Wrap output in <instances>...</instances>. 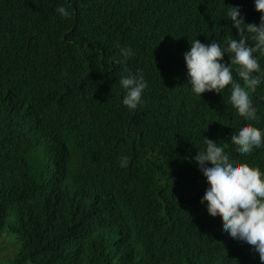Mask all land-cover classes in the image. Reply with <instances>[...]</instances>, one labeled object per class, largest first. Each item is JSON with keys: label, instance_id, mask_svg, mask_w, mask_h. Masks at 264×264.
<instances>
[{"label": "trees", "instance_id": "1", "mask_svg": "<svg viewBox=\"0 0 264 264\" xmlns=\"http://www.w3.org/2000/svg\"><path fill=\"white\" fill-rule=\"evenodd\" d=\"M230 5L257 22L254 0H0V245L19 246L0 264H264L201 204L192 159L206 136L264 169V146L230 142L228 87L194 95L183 56L239 39ZM125 68L148 82L132 110ZM253 102L264 128V84Z\"/></svg>", "mask_w": 264, "mask_h": 264}, {"label": "clouds", "instance_id": "2", "mask_svg": "<svg viewBox=\"0 0 264 264\" xmlns=\"http://www.w3.org/2000/svg\"><path fill=\"white\" fill-rule=\"evenodd\" d=\"M259 11L257 22H247L239 5H230L224 15L239 33V39L229 36L223 44L215 40L205 44L195 38L189 40L190 48L183 52L189 76L191 92L201 96L205 91L228 87V100L245 123L232 132L230 142L239 153L247 154L264 146V128L258 127V109L253 102V93L264 84V0H254ZM55 11L63 18L71 12L63 5ZM250 37L251 42H247ZM124 60L134 52L131 46L117 45ZM225 53L230 54V63L223 62ZM119 78L123 90L120 103L129 110L142 103V94L147 80L137 70H124ZM235 73V75H234ZM206 179L207 187L200 198L211 216L220 215L223 228L234 238L253 246L264 262V169L247 161L233 158L217 140L204 136L203 148L194 157ZM129 157H120V166L127 167ZM4 234V233H3ZM2 234V235H3ZM6 236V233H5ZM18 246V245H17Z\"/></svg>", "mask_w": 264, "mask_h": 264}, {"label": "rangeland", "instance_id": "3", "mask_svg": "<svg viewBox=\"0 0 264 264\" xmlns=\"http://www.w3.org/2000/svg\"><path fill=\"white\" fill-rule=\"evenodd\" d=\"M5 237V233L2 235V238ZM15 242L12 240H6L3 245H0V256L9 257L10 252L13 251L15 248L19 250V246H17Z\"/></svg>", "mask_w": 264, "mask_h": 264}]
</instances>
